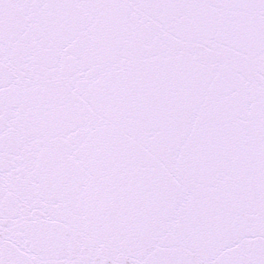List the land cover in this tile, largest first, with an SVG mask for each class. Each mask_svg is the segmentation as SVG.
<instances>
[{
    "label": "snow or ice",
    "instance_id": "6c2138e0",
    "mask_svg": "<svg viewBox=\"0 0 264 264\" xmlns=\"http://www.w3.org/2000/svg\"><path fill=\"white\" fill-rule=\"evenodd\" d=\"M0 264H264V0H0Z\"/></svg>",
    "mask_w": 264,
    "mask_h": 264
}]
</instances>
